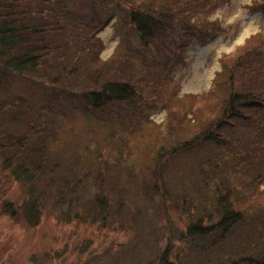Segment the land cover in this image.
<instances>
[{
  "label": "rangeland",
  "instance_id": "rangeland-1",
  "mask_svg": "<svg viewBox=\"0 0 264 264\" xmlns=\"http://www.w3.org/2000/svg\"><path fill=\"white\" fill-rule=\"evenodd\" d=\"M11 2L18 3L17 11L25 9L31 15L43 10V17L46 10L54 8L41 4L45 3L42 0H8ZM65 2L71 9L89 12L88 0ZM257 2L228 0L212 15L198 17V21L221 19L225 31L211 42L189 45L188 64L174 72L181 95L193 94L195 104L208 99L213 84L224 77V59L234 55L251 36L264 34L260 11L250 10ZM105 4L100 12L107 15L114 7L115 14L96 34L105 45L99 57L117 59L125 52L122 37L129 27V2L107 0ZM47 17L53 22L54 17ZM88 21L86 25L93 23ZM75 32L66 23L63 29L46 32L44 41L62 44L76 37ZM74 49L53 51L43 59L40 68L47 78L40 83L16 77L2 87L6 80L0 73V144L6 145L0 150V264H229L243 256H259L264 251V235H258L263 233L262 229L258 231L264 221V206L244 213L245 220L224 237L217 231L206 238L190 236V225L200 221L212 226L218 218L216 186L204 183V173L212 167L201 164L212 148L173 155L178 137L172 129L168 131L165 110L151 116L157 128L146 126L129 137L128 149L125 132L109 137L106 124L86 117L69 102L53 111L41 110L53 86L80 87V79L76 83L64 79L60 84L50 79L57 73L56 63L69 61L63 57L67 53L75 55ZM61 98L64 100L60 97L59 104ZM196 127L187 128L194 131ZM13 140L24 147L16 148L10 144ZM40 143L43 152L33 154ZM18 149L23 155L33 154L30 169L35 168L34 177L29 183L16 180L5 168L6 157ZM20 159L17 156L13 162ZM28 187L37 197L41 212L37 224L28 221L23 211L18 217L3 211L5 203H12L19 212L28 199ZM103 196L107 197L108 208L100 214ZM258 237L260 245L253 249L248 243Z\"/></svg>",
  "mask_w": 264,
  "mask_h": 264
},
{
  "label": "trees",
  "instance_id": "trees-1",
  "mask_svg": "<svg viewBox=\"0 0 264 264\" xmlns=\"http://www.w3.org/2000/svg\"><path fill=\"white\" fill-rule=\"evenodd\" d=\"M44 1L41 4L54 6L46 10L45 17L43 10L33 11L31 15V11L25 9L17 11V2L0 1V9L6 11L0 12V73L6 80L2 87L16 77L42 82L46 75L40 68L43 59L53 51L74 47L75 55L70 57L67 53L63 58L69 61L63 58L65 62L58 61L57 73L50 75V79L51 83L59 84L64 79L75 83L80 79V87L53 86L44 97L41 110L53 111L58 105L69 102L86 117L106 124L111 133L109 137L125 132L123 139L127 149L129 137L144 131L146 126L157 128L151 116L165 110L168 131L172 129V134L178 137L173 155L211 146L212 150L201 164L204 168L212 167L204 173L207 179L204 183L216 186L218 218L212 226L202 225L200 221L190 225L191 237L206 238L215 231L224 237L245 220L244 213L264 206V34L258 32L251 36L234 55L224 59V77L213 84L208 99L195 104L197 98L193 94L181 95V85L174 83L175 70L188 64L189 45L195 41L211 42L225 31L221 19L198 21V17L212 15L228 0H127L129 27L122 37L125 52L120 58L108 60L100 59L105 45L96 36L115 14L114 7H110L111 13L103 14L107 0H88L89 12L71 9L65 0ZM251 9L260 11L264 19V0H258ZM48 15L54 17L53 22L47 21ZM62 20L76 31V37L49 45L44 41V34L63 29ZM88 20L93 23L86 25ZM183 25L185 28L181 29ZM56 59L51 58L55 62ZM60 97L64 99L61 98V104ZM191 126L197 127L192 131L187 128ZM12 143L16 148L24 147L18 140ZM40 144L33 154L43 152ZM5 147L0 144V150ZM20 151L6 157L5 168L25 184L34 177L35 168L30 169L33 154L23 155ZM17 156L22 161L13 162ZM152 175L156 180V172ZM153 184L157 189L156 183ZM26 195L28 199L20 205L19 212L12 203H5L3 211L17 217L23 211L28 221L37 224L41 213L37 197H33L29 187ZM102 202L98 207L100 214L107 211L106 196ZM261 229L263 233L258 235H264L263 220L258 232ZM260 240L258 237L248 245L255 249ZM229 264H264V251L256 257L233 259Z\"/></svg>",
  "mask_w": 264,
  "mask_h": 264
}]
</instances>
